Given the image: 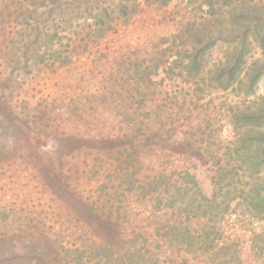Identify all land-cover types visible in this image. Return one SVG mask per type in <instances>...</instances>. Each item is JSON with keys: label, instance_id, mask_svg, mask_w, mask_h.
Listing matches in <instances>:
<instances>
[{"label": "rangeland", "instance_id": "374dc122", "mask_svg": "<svg viewBox=\"0 0 264 264\" xmlns=\"http://www.w3.org/2000/svg\"><path fill=\"white\" fill-rule=\"evenodd\" d=\"M79 1L68 0V6L61 4V8L55 10L48 4V0H0V96L5 95L13 103L12 106L16 107L15 115L0 117V264H60L44 250L45 243L23 235L22 230H29L31 225L40 222L46 223L45 227L52 226L57 232H67L61 235L64 238L63 243L73 247L80 241L77 240L79 232H74L78 219H70L65 215V212H68L65 209L67 205L76 202L72 197H80L85 202L89 201L88 203L101 204L106 197L105 191L117 187L119 181L116 176L119 173L108 170L111 166H106V163L102 164L106 166V170L98 164L90 168L88 161L93 158L91 152H76L77 140L71 138L76 128L84 130L94 127L92 124L95 123L91 124L81 115H84L82 108L89 111L88 105L95 99L93 96L97 97L95 94L101 95V98L105 97L107 102L103 101L99 109L109 115L111 111L113 113L124 109L127 97H137L130 100L137 103L138 96L142 95L143 91L151 97L162 94L160 89H168L172 94L176 91L180 100L178 104H173L174 108L191 112L182 116L184 119L179 127L173 126L171 129H183L188 136L194 132V129L190 128L192 123L201 124L200 130L197 131L202 133L196 135L200 141H206L215 158L224 157V151L231 146L229 142L236 138L230 118L231 106L241 102L243 105H249L253 101L261 102L264 98V0H100L104 6H110L112 12L121 13L116 5L126 4L125 13H134L130 20H119L117 31H110L104 41L100 42L102 48H93L91 54H80L76 60L72 59V62L61 67L58 66L59 63L47 58L45 62L33 66L34 61L29 60V55H33L30 50L25 51L24 57L22 55L25 49L15 51L14 43L18 41L19 32H29V27L22 23L37 18L43 27L58 24L56 13H66L65 19H70L74 16L70 13L83 12L74 10ZM213 17H217L225 26L233 24L239 27L241 34L244 29L250 31L245 42L249 53L245 59L247 66L242 73V84H234L222 90L218 84L209 82V70L220 61L231 58L234 53L231 49L233 45L226 43H217L210 51L203 53L204 69L197 76L185 72L182 76H176L179 71L175 68L167 74L168 78L164 81H161L164 76L162 73L155 77L149 90L142 86L139 88L135 84L138 81V66L135 65V60L146 48L152 47L155 50L159 45V53L166 47L163 43L159 44L158 39L162 38V35L167 34L166 37L173 38L174 33L183 31L189 21L198 22L204 18L211 20ZM14 32L17 33L13 34ZM170 50L176 54V50L172 49L165 52L164 57L169 63L174 62ZM257 69H260L258 76ZM254 75L256 78L250 87ZM130 108L131 106L124 110ZM5 109L9 110L6 106ZM112 116L109 115L105 120ZM106 124L105 121H99V127L94 128L107 127ZM54 143L62 147L60 150L63 155L60 158L57 153L45 154L44 146ZM175 147L176 143L173 144V140L169 139L161 147L156 146L149 150L144 146V152L140 148L142 159L145 161L143 170L147 169L146 171L151 173L163 169L164 164L168 167V163L178 158L174 156ZM184 147L185 161L189 157H193L191 161H196L191 164L188 160V165L195 175L193 181L209 196L211 172L207 170L206 163L212 160V157L207 155L201 160L194 147ZM161 156L164 157L163 163ZM49 157H52L53 165ZM180 166L183 167V164ZM130 169L131 167L127 173ZM143 170L142 172H145ZM47 182L53 183L51 189ZM191 183L195 192L196 188L190 178L189 184ZM105 185L106 188L103 187ZM52 191H55L59 198L53 199L50 194ZM136 196L127 199L128 202L125 203L146 213L150 212L151 202ZM229 208L231 214L224 217L226 235L238 241H247L244 259L247 264H259L254 257L255 261L250 259V239L258 233L264 235V218L245 214L246 207L237 200H232ZM56 212L58 214L55 216L53 213ZM30 223L31 225L26 227V224ZM261 238L263 236L260 235L259 239ZM158 242L161 241L153 242L149 254L153 259L160 254L159 259L162 261L166 254V257H169V253L165 251L164 246L155 249ZM89 243L88 240L87 246ZM95 247H100V244L97 242ZM96 251L92 249L81 256L73 253L71 257L65 258L74 264H146L138 255H135V258L120 259L116 263L112 261L113 258L107 261L106 254L109 249L105 251V258L102 257V251ZM149 259L148 263H151Z\"/></svg>", "mask_w": 264, "mask_h": 264}, {"label": "trees", "instance_id": "16d2710c", "mask_svg": "<svg viewBox=\"0 0 264 264\" xmlns=\"http://www.w3.org/2000/svg\"><path fill=\"white\" fill-rule=\"evenodd\" d=\"M67 1L48 0V4L56 10L61 8V4L68 6ZM31 3L34 5L33 2ZM103 4L100 0L94 2L80 0L74 10L83 11L82 13H70L74 14L71 20L65 19L66 13H56L58 24L54 23L52 26L43 27L37 18L22 23L29 27V32H19L18 41L14 43L15 51L25 49L22 55L24 57L25 51L30 50L33 55H29V60L34 61L33 66L45 62L47 58L59 63L58 66L61 67L72 62V59L76 60L80 54H91L93 48H102L99 44L110 31L112 33L117 31V24L121 18L130 20L134 14L125 13L126 4L116 5L121 13L112 12L110 6L106 7ZM43 6L46 7L45 4ZM240 31L241 29L233 24L225 26L217 17L211 20L204 18L198 22L189 21L183 31L174 33L173 38L166 37V34L158 39L159 44L163 43L166 46L164 50L158 53L160 48L158 45V48L155 46V50L152 47L146 48L141 55H138L139 58L135 60V65L138 66L136 67L138 81L135 84L139 88L142 86L149 90L150 83L155 77L162 73L164 76L161 81H164L168 78L167 74L173 72L175 68L179 71L178 75L174 74L176 76H182L184 72L197 76L204 69L203 53L210 51L217 43L233 45L231 49L234 53L231 58L220 61L209 70V82L218 84L217 86L222 90L234 84H242L244 80L242 73L247 66L245 59L249 53L245 42L250 31L244 29L242 34ZM169 49L176 50L175 55L170 50L174 56V62L171 63L164 57ZM28 64L27 62L26 65ZM258 70L260 69L256 70L257 76L260 73ZM255 78L256 75L253 76V80L251 78L253 83L249 84L250 87L253 86ZM160 92L162 94L157 97H151L143 91V94L138 96L137 103L130 101L137 97H127L124 109L129 106L131 108L127 110L121 108L119 112L114 111V114L111 111L109 115L113 116L107 120L105 119L109 115H105L99 109L106 99L101 98L99 94H95L97 97L93 96L95 99L88 105L89 111L82 108L84 115L81 116H84L83 119H88L91 124L95 123L92 126L99 127L97 125L99 121H105L109 127L100 126L101 129L92 127L84 130L76 128L71 136L77 140L76 152H91L93 158L88 161L90 168L95 167V164L104 170L106 166H111L108 170L119 173L116 176L119 183L116 188L105 191L106 197L101 204L88 203L89 201L85 202L80 197H72L76 202L67 205L65 209L68 212H65V215L70 219L71 217L78 219L74 232H79L77 240L80 241L73 247L63 243L64 238L61 235L67 232H57L52 226L45 227L46 223L41 222L37 225L26 224V227L31 225V229H23V235L45 243L44 250L52 255L57 263L74 264L65 257H71L73 253L81 256L93 249L95 252L98 250V253L102 251V257L108 255L107 261L113 258L112 261L115 263L120 259L138 255V258L146 264H165V262L167 264H247L244 259V248L248 242L238 241L226 235L224 217L231 214L229 213L231 201L237 200L246 207L245 214H255L253 216L264 218V98L261 102L253 101L249 105H243L241 102L231 106L230 118L233 121L236 138L229 142L231 146L224 151V157L215 158L206 141L203 139L200 141L196 135L202 133L198 132L201 124L192 123L190 128L194 129V132L188 136L183 129H171L173 126L179 127L184 119L182 116L191 111L184 112L174 108L173 104L180 100L176 91L172 94L168 89L164 91L160 89ZM12 104L5 95L0 96L1 118L16 114L14 112L16 107ZM5 106L9 110H6ZM169 139L173 140V144L176 143V151L173 152L178 158L168 163V167L164 164L161 170L157 169L151 173H148L147 169L143 170L145 161L141 155L144 152L142 148L145 146L150 150L152 147H161ZM184 146L194 147L196 155L201 160L207 155L209 158L212 157V160L206 163L207 170L211 172L209 196H206L198 183L193 181L195 175L188 165V160L191 164H195L196 161H191L193 157L185 161ZM60 148L62 147L55 143L46 144L45 154L57 153L60 158L63 155ZM164 157L161 156V163L164 162ZM52 160V157H49L51 164ZM131 162L134 163L129 166ZM104 163H106L105 167L102 165ZM180 164H183V167ZM129 167L131 169L127 173ZM190 178L196 188L195 192L191 187L192 183L189 184ZM46 184L50 189L53 187L51 182ZM50 194L53 199L59 198L55 191ZM135 196L151 202L150 212L146 213L140 208L135 209L125 203L128 202L127 199ZM53 214L56 216L58 213ZM144 215L146 216L143 218ZM260 235L263 238L259 239ZM153 239H156V242L161 241L154 248L158 250L164 246L169 257L164 253L166 255L160 261V254L155 259L150 256L149 248L153 247L155 242L152 241ZM88 240L90 243L87 246ZM112 241L114 243H111ZM97 242L100 244L98 248L95 247ZM250 252V259L255 258L259 264H264L263 233H258L250 239ZM148 259L151 263H148Z\"/></svg>", "mask_w": 264, "mask_h": 264}]
</instances>
